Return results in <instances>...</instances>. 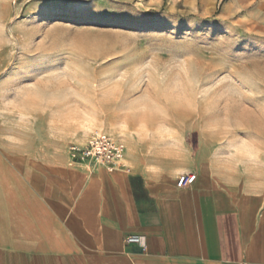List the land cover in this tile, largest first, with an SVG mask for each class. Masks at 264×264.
I'll return each mask as SVG.
<instances>
[{"label": "rangeland", "instance_id": "374dc122", "mask_svg": "<svg viewBox=\"0 0 264 264\" xmlns=\"http://www.w3.org/2000/svg\"><path fill=\"white\" fill-rule=\"evenodd\" d=\"M167 1L38 14L0 0V235L23 226L30 177L95 134L205 142L225 173L264 176V0Z\"/></svg>", "mask_w": 264, "mask_h": 264}, {"label": "crops", "instance_id": "0c3cea01", "mask_svg": "<svg viewBox=\"0 0 264 264\" xmlns=\"http://www.w3.org/2000/svg\"><path fill=\"white\" fill-rule=\"evenodd\" d=\"M46 14L60 7L155 10L166 0H23ZM169 10L182 8L168 0ZM178 130L184 131V128ZM126 145L114 172L67 160L30 177L23 226L0 235L8 264H264V176L227 174L202 142L164 149ZM194 183L179 187L181 174ZM142 236L147 251L125 242Z\"/></svg>", "mask_w": 264, "mask_h": 264}, {"label": "built area", "instance_id": "2783aa9c", "mask_svg": "<svg viewBox=\"0 0 264 264\" xmlns=\"http://www.w3.org/2000/svg\"><path fill=\"white\" fill-rule=\"evenodd\" d=\"M69 151L72 162L86 164L91 168H106L114 172L125 167V143L107 133L95 134L82 144H73ZM196 178L195 173L181 174L177 185L179 187L190 185ZM125 242L139 244L144 251H147V246L140 235H127Z\"/></svg>", "mask_w": 264, "mask_h": 264}]
</instances>
